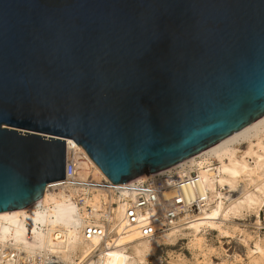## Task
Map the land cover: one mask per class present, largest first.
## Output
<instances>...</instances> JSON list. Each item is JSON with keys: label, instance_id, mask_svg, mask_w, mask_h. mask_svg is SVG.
<instances>
[{"label": "water", "instance_id": "water-1", "mask_svg": "<svg viewBox=\"0 0 264 264\" xmlns=\"http://www.w3.org/2000/svg\"><path fill=\"white\" fill-rule=\"evenodd\" d=\"M264 116V0H0V213L66 179V140L114 184Z\"/></svg>", "mask_w": 264, "mask_h": 264}, {"label": "bare ground", "instance_id": "bare-ground-1", "mask_svg": "<svg viewBox=\"0 0 264 264\" xmlns=\"http://www.w3.org/2000/svg\"><path fill=\"white\" fill-rule=\"evenodd\" d=\"M263 138L264 116L205 151L152 173L195 174L198 177L196 195L206 197V206L186 211L178 225L169 232L144 238L134 226L124 221V208L120 204L111 220L109 249L103 248L99 238L91 241L84 238L87 213L74 201L75 192L59 186L61 182L49 184L38 207L0 213V248L17 255V259L12 260L8 258V252L1 251L0 264H27L22 260L30 257L55 260L52 264H162L159 249L173 247L178 240L186 239L189 247L202 256V260H198L202 263L207 257L204 232L208 229H217L220 233L233 230L241 234L247 246L253 244L252 249L248 247L249 263L238 256L235 264H264V235L256 232L253 236L237 225H231L233 220L254 214L256 229L261 227L260 212L264 209ZM252 139L256 142L253 143ZM67 141L68 145H75L73 141ZM245 141L250 144L242 151L240 145ZM78 167L84 174L91 173L94 180L104 177L98 166L84 158ZM101 198H106L105 192L94 194L92 202L97 203ZM27 230L35 233V240L25 246L21 236ZM174 262L178 264L180 261Z\"/></svg>", "mask_w": 264, "mask_h": 264}, {"label": "built area", "instance_id": "built-area-1", "mask_svg": "<svg viewBox=\"0 0 264 264\" xmlns=\"http://www.w3.org/2000/svg\"><path fill=\"white\" fill-rule=\"evenodd\" d=\"M73 142L75 145L70 146L66 140V179L59 186L73 190L77 206L86 210L84 238L88 241L99 238L104 249H109V233L113 225L111 220L120 204L124 208V221L134 226L144 238L169 232L178 225L186 211H196L207 204L206 197L199 198L196 195L198 177L195 174H151V178L141 176L118 184H114L103 174L104 177L99 181L94 180L91 173L84 174L78 164L84 158L97 165L83 147ZM98 192H105L106 198H101L97 203L92 202L93 195ZM34 240L35 233L31 230L25 231L21 236V242L25 246L33 244ZM1 251L8 252V258L17 259L16 252L0 248ZM22 261L27 264L55 262L39 257Z\"/></svg>", "mask_w": 264, "mask_h": 264}, {"label": "rangeland", "instance_id": "rangeland-1", "mask_svg": "<svg viewBox=\"0 0 264 264\" xmlns=\"http://www.w3.org/2000/svg\"><path fill=\"white\" fill-rule=\"evenodd\" d=\"M262 140L264 142V138ZM252 142L255 143L256 139H252ZM249 144L248 141H245L244 144L240 145V150H247ZM256 219L254 214H248L243 218L233 220L231 225H237L253 236L256 235V232L264 235V209L260 212V229H256ZM204 234L207 245V257L204 262H198V260H202V256L189 247V240L186 239L178 240L173 247L163 246L159 249L158 255L162 264H175L174 261L176 260L180 261L178 264H235V259L238 256H241L245 263H249L248 247L252 249L253 244L250 243V246H247L243 242L241 234L233 230L220 233L217 229H208ZM153 260H156V258H153Z\"/></svg>", "mask_w": 264, "mask_h": 264}]
</instances>
